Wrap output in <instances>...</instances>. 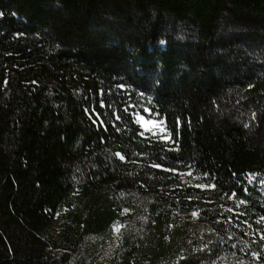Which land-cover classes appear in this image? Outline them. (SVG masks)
Masks as SVG:
<instances>
[{
	"label": "trees",
	"instance_id": "obj_1",
	"mask_svg": "<svg viewBox=\"0 0 264 264\" xmlns=\"http://www.w3.org/2000/svg\"><path fill=\"white\" fill-rule=\"evenodd\" d=\"M0 264H264V0H0Z\"/></svg>",
	"mask_w": 264,
	"mask_h": 264
},
{
	"label": "rangeland",
	"instance_id": "obj_2",
	"mask_svg": "<svg viewBox=\"0 0 264 264\" xmlns=\"http://www.w3.org/2000/svg\"><path fill=\"white\" fill-rule=\"evenodd\" d=\"M132 114L135 122L141 127L145 135L156 137L161 141L169 140L164 121L158 118L157 115H153L149 109H144L143 112H132ZM186 175L190 176V173H187ZM53 219V229L54 231H57L62 219L57 216Z\"/></svg>",
	"mask_w": 264,
	"mask_h": 264
}]
</instances>
